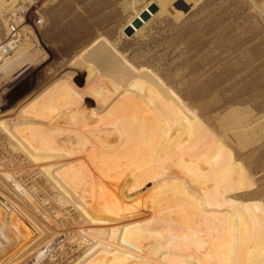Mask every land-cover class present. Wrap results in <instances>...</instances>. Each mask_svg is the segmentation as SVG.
<instances>
[{"label":"rangeland","instance_id":"374dc122","mask_svg":"<svg viewBox=\"0 0 264 264\" xmlns=\"http://www.w3.org/2000/svg\"><path fill=\"white\" fill-rule=\"evenodd\" d=\"M159 205L177 226L111 235ZM214 216L220 264H264V0H0V264H193L126 243L182 242Z\"/></svg>","mask_w":264,"mask_h":264},{"label":"bare ground","instance_id":"6f19581e","mask_svg":"<svg viewBox=\"0 0 264 264\" xmlns=\"http://www.w3.org/2000/svg\"><path fill=\"white\" fill-rule=\"evenodd\" d=\"M155 4V3H154ZM157 5V4H156ZM151 11V10H150ZM66 82V81H65ZM68 83V82H67ZM68 85V84H67ZM70 86H72V85H69L68 87H70ZM73 87V86H72ZM70 89V88H69ZM73 90H77V89H75V88H72ZM72 91V90H71ZM78 91V90H77ZM70 92V91H69ZM71 93H75V95L76 96H78L79 95V93L78 94H76V92H71ZM68 95H69V93H68ZM81 96V95H80ZM79 96V97H80ZM75 97V96H74ZM78 97V98H79ZM63 98H65V96H64V94H63V97L62 96H60V97H57L55 100H57L58 102H63L62 100H63ZM70 98V97H69ZM77 98V100H78V104L80 103V101H79V99ZM67 99V98H66ZM65 101V100H64ZM64 103V102H63ZM66 103V102H65ZM90 104H86V105H83V104H79V106L82 108V109H84V110H86L87 109V107L89 106ZM93 109V108H92ZM92 113H93V115H97L96 113H95V111L94 110H92ZM100 115V114H99ZM95 117V116H94ZM100 118H102V116L100 115L99 116V119ZM92 121V120H91ZM102 121H105L104 120V118H102ZM90 123H93V122H90ZM97 123V122H96ZM95 124V123H94ZM110 124L111 125H117L115 122H110ZM71 127V126H70ZM36 128H37V126H36ZM39 130V129H38ZM34 131V130H33ZM119 132H122V131H120L119 130ZM59 134V133H58ZM57 135V134H56ZM67 147V146H66ZM71 147V146H70ZM142 150V149H141ZM141 150H140V152H141ZM63 151H64V155H67L68 153L69 154H72V153H74V152H76L77 150L75 149H71V148H68L67 147V149H63ZM78 153H81V154H83L84 153V149L82 148V149H79V151H78ZM90 153V152H89ZM92 153V152H91ZM142 153H144V152H142ZM146 154H147V152H146ZM145 154V155H146ZM140 156L141 155H143L144 156V154H139ZM148 156H149V154H147ZM139 156V157H140ZM143 156L141 157V158H143ZM145 157V156H144ZM147 157V156H146ZM150 158H151V160H149V162H147V159H145V161H146V163H149V164H151V165H153V167H155V168H157L158 169V171H160V172H164L165 171V169L162 167V170L160 169V167H159V164L157 163V162H155L156 160H153V158L151 157V155L149 156ZM148 158V157H147ZM149 158V159H150ZM140 160V159H139ZM142 161H144L143 159H142ZM154 163V164H153ZM99 167V166H98ZM101 167H103V166H101ZM135 167V166H134ZM134 167L132 168V171H133V169H134ZM139 167V166H138ZM105 168V167H104ZM104 168H102L101 170H103ZM136 168H137V166H136ZM179 170H180V172H181V180L186 184V180H187V178H189L190 176H193V174H192V172L190 171V169L188 168V167H186V166H184V165H182V164H180L179 165ZM131 171V170H130ZM139 171V170H138ZM138 171L136 172V174L134 175L135 176V178L138 180V183H136V184H139L140 186L138 187V189H139V192H141L142 190H144L145 188H148V189H150V185L148 184V179H150L151 177H149V176H146V174L144 173L140 178H139V176H138ZM130 174V173H129ZM131 174H134V172H132ZM94 175V174H93ZM92 175V176H93ZM166 175V174H165ZM9 176H11V175H9ZM175 177V176H174ZM194 177V176H193ZM168 178V177H167ZM92 179V181H93V178H91ZM95 179V178H94ZM107 179V178H106ZM121 178H118L117 179V181L118 180H120ZM12 180V179H11ZM104 179L102 178V181H103ZM112 180V179H111ZM91 181V182H92ZM97 181V180H96ZM102 181H100L101 182V184H102ZM107 181H110V180H107ZM107 181H103V183L104 184H102L101 186H103L104 185V189L106 188V190H108L107 189V186L108 185H110V183H107L106 185L107 186H105V183L107 182ZM93 182H95V181H93ZM92 182V183H93ZM112 182V181H111ZM114 182H115V180H114ZM97 183H99V182H97ZM195 182H193V184H194ZM95 184V183H94ZM94 184H92L93 186H94ZM115 184V183H114ZM96 185V184H95ZM18 186V185H17ZM98 186H99V184H98ZM190 186V185H189ZM196 186V185H195ZM18 187H20V188H22L21 186H18ZM95 187H97V185L95 186ZM102 189H103V187H101ZM100 188V189H101ZM195 188V187H194ZM198 188H200V190L203 192V193H206L205 191H204V189L199 185L198 186ZM22 190H24V189H21V191ZM146 190V189H145ZM110 191H111V193H113V194H118V193H120L121 191H122V189H120L119 187H115V186H113V184H112V187L110 188ZM23 192V191H22ZM27 192V191H26ZM199 192V191H198ZM23 193H25V192H23ZM28 194V193H27ZM207 194V193H206ZM112 197V196H111ZM208 197V199L210 200V202L212 203V201H213V198H211V196H207ZM114 197H112L111 199L113 200V201H116V202H114L115 203V205H118V206H120L122 203H123V201H125V200H128V199H113ZM157 202V201H156ZM213 205V204H212ZM164 208H167L166 206L164 207ZM164 208H163V206L161 207L160 205H159V208H156L155 209V207L154 208H152V210H150L149 212H147V213H145L144 215H146V218H144V219H138L139 217L138 216H140V215H135V216H128V217H125V219L128 221L129 219L131 220L132 218H134V220H132V221H130L129 220V222H125V219H124V221H122V222H125V223H123V224H119V226H116L115 228H113V230H115L114 232H112V236H115V235H117V233H119V234H121L122 232H124V234H126V236H124V234H122V237H123V239H128L129 237V240L130 239H135V237L138 239V241H143L144 242V239H145V237H146V234H154V231H155V229H154V227L155 226H153L154 224H152V223H158L159 221H162V220H164L163 218H161L160 216H159V213L161 214V213H163L165 210H164ZM215 208V207H214ZM169 209V208H168ZM168 209H166V211H168ZM209 209V208H208ZM216 209V208H215ZM146 210V209H145ZM149 209L147 208V210L146 211H148ZM210 210V209H209ZM208 210V211H209ZM217 210V209H216ZM30 211V210H29ZM163 211V212H162ZM215 211V210H214ZM212 212V214L213 213H215V212ZM31 212V211H30ZM43 212V211H42ZM145 212V211H144ZM218 212V211H217ZM216 212V213H217ZM143 213V212H142ZM217 214H219V213H217ZM215 215V214H214ZM35 216V215H34ZM200 216V215H199ZM198 216V217H199ZM213 216V215H212ZM220 216V215H219ZM216 217V216H214V217H212V218H209L211 221H210V224H209V226L207 225V223H206V226H203V225H201V228H199V227H197V229L198 230H196L195 229V227L194 228H191V226L189 227H186L185 229H187L188 228V230L189 229H191V231H190V233L192 232H200V233H202L203 235L201 236V237H199L197 234H199V235H201L200 233H197L196 232V234L195 235H197L199 238L198 239H194V238H197V236L196 237H194V233L191 235L189 232H188V230H186V232H188L191 236H193L192 238H193V241L194 240H199V241H201L202 240V242L201 243H196V241H194L193 243L192 242H188L189 240L191 241V236L189 237V234L188 233H183V232H181V233H183L185 236H183V234H182V236L180 237L181 239H183L184 238V240L181 242V240L180 239H178V240H176V239H174L173 238V236L172 235H175V234H173L174 233V230H173V233H171L172 235V238H170V240L172 241V239H174V240H176L177 242H179V240H180V242L181 243H177L176 241V243H173L174 241H172V243H171V241H168V242H170V243H164L163 241V243H157L156 244V242L153 244V242H151V240H150V237H149V240L147 239V240H145V242L147 241H150V242H148V243H150V244H147L146 246H142V243H139V242H135V243H130V242H127L126 243V245H129V244H133L135 247V249H136V251H135V249H134V252H136L135 254H137V256L139 255V257H140V261H142V262H144V261H150V260H155V259H162V258H167V257H172V256H178V254L180 253V251L182 250H186L187 252H188V254L192 257V262H193V264H220V260H221V257H222V253H223V247H224V230H223V225H222V223H223V221H222V218L221 217ZM137 217V220L135 219ZM141 217V216H140ZM142 218V217H141ZM208 219V218H207ZM191 220V219H190ZM198 220V219H197ZM164 221H166L167 223L166 224H168V226L170 227V226H177V224L180 222V221H177V220H174V219H171V220H164ZM163 221V222H164ZM197 222V221H196ZM200 222H201V220H200ZM199 223V222H198ZM117 224V225H118ZM145 224H147L146 226L148 227V228H145ZM159 224V223H158ZM144 225V229H143V231L141 232V231H138V230H142L141 229V226H143ZM180 225V224H179ZM199 226H200V223L198 224ZM193 226V225H192ZM203 226V227H202ZM123 227V229H121L120 230V228H122ZM180 227V226H179ZM178 227V228H179ZM184 227V226H183ZM207 227V228H206ZM214 227V228H213ZM181 228V227H180ZM172 229V228H171ZM170 228L167 230V231H170L171 230ZM184 229V228H183ZM193 229H195L194 231H193ZM159 230H161V229H159ZM164 229H162L161 231H163ZM130 231H136V233H132V235L131 234H129V233H131ZM157 231V230H156ZM161 231L159 232V231H157V232H159L158 234H162V235H159L158 237H164L163 236V233H165L166 232V229H165V232L163 231V233H161ZM176 231V230H175ZM212 231H213V233H212ZM150 232V233H149ZM153 232V233H152ZM156 232V233H157ZM181 233H179V234H176L177 236H180V234ZM167 234H169L170 235V233L168 232V233H165L164 235L166 236ZM186 234H187V236H186ZM109 235V234H108ZM110 235V236H111ZM128 235V236H127ZM157 235V234H156ZM155 235V236H156ZM121 236V235H120ZM154 235H153V238L155 239V238H157V237H155ZM168 236V235H167ZM166 236V237H167ZM170 236V237H171ZM177 236H175V238L177 237ZM118 237V236H117ZM121 237V238H122ZM132 237H134V238H132ZM147 237V238H148ZM165 237V238H166ZM108 238H110V237H108ZM112 238V237H111ZM116 238V237H115ZM152 238V237H151ZM187 238H189V240L187 239ZM113 239V238H112ZM123 239H122V241H123ZM136 239V240H137ZM158 239V238H157ZM157 239H155V240H157ZM159 240H160V238H159ZM167 240H169V236H168V239ZM166 240V241H167ZM185 240H187V241H185ZM116 241V240H115ZM161 241V240H160ZM165 241V242H166ZM124 242H125V240H124ZM183 242H185V243H183ZM186 242H188V243H186ZM101 243V242H100ZM106 249H107V251L112 255V256H115V257H118V258H121L122 260H124V261H131V255L130 254H126L125 252H124V250L120 247V246H118V247H115V245H110V244H106V243H101ZM114 246V247H113ZM138 249V250H137Z\"/></svg>","mask_w":264,"mask_h":264},{"label":"water","instance_id":"95a60500","mask_svg":"<svg viewBox=\"0 0 264 264\" xmlns=\"http://www.w3.org/2000/svg\"><path fill=\"white\" fill-rule=\"evenodd\" d=\"M157 8H158V6L156 4H153V5H151L150 10H151L152 13H156L158 11ZM150 16H151V13L148 12V11L142 14L143 20H146V21H148L150 19ZM133 24L136 27L140 28L142 26V24H143V21L141 20V18H138L137 20H135L133 22ZM128 30H129L128 34L132 35L133 34V28L132 27H130V28L128 27Z\"/></svg>","mask_w":264,"mask_h":264}]
</instances>
